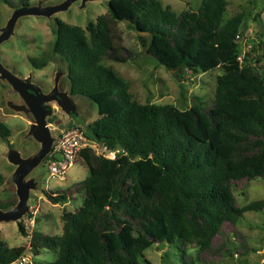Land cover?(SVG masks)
I'll return each mask as SVG.
<instances>
[{"label": "trees", "instance_id": "trees-1", "mask_svg": "<svg viewBox=\"0 0 264 264\" xmlns=\"http://www.w3.org/2000/svg\"><path fill=\"white\" fill-rule=\"evenodd\" d=\"M0 2L16 8L30 0ZM227 4L200 0L196 9L175 12L160 0H107V12L84 27L57 19L51 52L66 65L68 91L97 108L85 135L107 150L123 151L110 159L81 149L88 176L44 191L53 204L80 195L81 205L62 211L60 234L28 230L17 221L28 243L9 246L0 238V264L46 250L55 254L51 261L29 264H140L148 261L144 251L150 246L175 241L182 264H222L226 255L256 251L237 224L248 211H264V197L240 205L237 192L264 179V53L254 58L242 53V14L224 18ZM117 22L178 78L220 68L212 97L195 95L185 108L138 101L130 80L105 64L136 56L122 43ZM29 60L42 68L50 56ZM9 136L0 122V138ZM3 183L0 174V187ZM8 189L2 209L17 201L14 185ZM232 242L238 244L233 249ZM186 246L195 253L187 254Z\"/></svg>", "mask_w": 264, "mask_h": 264}, {"label": "rangeland", "instance_id": "rangeland-1", "mask_svg": "<svg viewBox=\"0 0 264 264\" xmlns=\"http://www.w3.org/2000/svg\"><path fill=\"white\" fill-rule=\"evenodd\" d=\"M62 1L30 0L31 5L41 6L57 4ZM160 1L164 5H169L175 12L185 8L196 9L200 3V0ZM226 1L228 4L224 18L236 13L242 14L239 29L241 34L239 41H242L239 48L242 53L248 52L250 58L264 53V0ZM12 11L13 8L0 2V28L4 26ZM106 12L107 0H87L84 3L82 0H76L68 9L54 14L51 18L36 15L22 16L17 20L10 37L0 44V63L21 78H31L44 90L52 88L55 74L60 72L62 74L59 76V88L69 93L66 82V65L51 52V44L55 40L53 31L56 26L55 18L84 27L89 21L95 22L98 15ZM116 30L121 35L122 43L135 51L136 56L127 62L106 61L105 64L111 66L121 77L130 80V91L134 93L138 101L156 104L172 103L178 108H185L191 104L195 95L206 100L212 97L216 76L221 73L220 68L198 74L187 71L181 78H178L175 76V71L167 70L154 58L144 53L137 42L134 31L128 29L122 22L116 23ZM42 54H49V62L42 68H33L29 59L40 57ZM27 81L30 83L29 79ZM10 89V85L0 79V122L10 130V136L6 141L0 138V174L4 176V183L0 187V199L10 192L8 187L12 184L7 181H11L16 167L7 158L8 149L13 148L19 151L22 157H28L40 147L39 141L32 135H28L31 129L28 114L24 111H14L7 104V101L16 104L22 103L19 95L16 92H9ZM70 96L75 107L73 113L67 114L54 101L50 102L53 107L50 108L49 115H53L60 123L56 126L54 121L48 122L49 127L59 130L68 122H73L75 125H80L86 132L87 123L98 116L96 105L88 99ZM53 109L55 110L53 111ZM88 139L95 142L89 137ZM94 145L93 149L97 154L103 151L97 143ZM88 174V168L79 156L67 169L64 179L49 176L45 159L38 164L28 176H33L37 180L36 189L30 190L28 202L38 208L37 220L28 225L29 230L35 229L49 235L60 234L62 211H74L81 205L82 197L76 195L75 199L53 205L45 197L44 191L64 189L71 183L84 179ZM263 197L264 179L262 178L247 182L245 190L237 192V200L240 205ZM45 212L50 214L49 217L44 216ZM237 226L246 234L249 245L255 247L256 251H250L244 256L226 255L222 264H264V211L246 212ZM0 238L4 239L9 246L28 243V237L19 232L17 222L14 221H0ZM237 245L236 242H232L231 248L233 249ZM181 250L179 241L171 244L166 242L154 244L144 251V256L148 261L140 260V264H182L180 262ZM185 250L187 254L195 253V248L189 246H186ZM30 256L35 261H51L55 254L46 250L35 256L29 254Z\"/></svg>", "mask_w": 264, "mask_h": 264}, {"label": "water", "instance_id": "water-1", "mask_svg": "<svg viewBox=\"0 0 264 264\" xmlns=\"http://www.w3.org/2000/svg\"><path fill=\"white\" fill-rule=\"evenodd\" d=\"M75 1L63 0L57 4L45 6L27 4L13 8L4 26L0 28V44L10 37L20 17L36 15L51 18L54 14L68 9ZM86 1L82 0L83 3ZM38 2L41 3L40 1ZM61 74L60 72L55 74L51 90L44 93L40 87H34L29 83L27 78L17 76L0 63V79L6 81L11 87L9 92H16L22 101L21 104L7 101V104L14 111H24L28 114L31 121V129L28 135L35 137L40 143V147L28 157H22L20 152L13 148L8 149L7 158L16 167L13 171L11 181L7 182L14 185L17 201L9 209L0 208V221L17 222L27 211L30 190L36 189L37 186V180L33 176L28 177L29 173L46 158L59 133L58 129H51L49 127L47 118L51 111L48 109L50 108V102L54 101L67 114L75 112L71 94L66 90L59 89V76ZM53 121L56 126L60 123L57 119Z\"/></svg>", "mask_w": 264, "mask_h": 264}, {"label": "built area", "instance_id": "built-area-1", "mask_svg": "<svg viewBox=\"0 0 264 264\" xmlns=\"http://www.w3.org/2000/svg\"><path fill=\"white\" fill-rule=\"evenodd\" d=\"M260 65H264V60L260 62ZM95 143L97 142H93L88 139L80 125L63 127L59 129V133L56 136L53 146L47 155V172L49 173V176L64 179L67 169L73 165L81 149H93V147H95ZM99 147L102 148L103 151L98 154H103L110 159H114L118 152L123 151L120 149L107 150L105 147ZM37 213L38 208L29 204L28 202L27 211L21 218L25 229L29 230L28 225H31L33 222H35ZM29 263H31V259L26 255L13 262V264Z\"/></svg>", "mask_w": 264, "mask_h": 264}, {"label": "flooded vegetation", "instance_id": "flooded-vegetation-1", "mask_svg": "<svg viewBox=\"0 0 264 264\" xmlns=\"http://www.w3.org/2000/svg\"><path fill=\"white\" fill-rule=\"evenodd\" d=\"M32 4V2H30L29 3V5H31ZM55 20H56V18H55ZM29 79V81H30V83L34 86V87H40L41 89H42V87L38 84V83H35L31 78H28ZM60 89V88H59ZM51 89H46V90H44V89H42V91L44 92V93H47L48 91H50ZM51 107H53V105L52 104H50V108ZM50 108H48V109H50ZM51 110V109H50ZM55 109H53V111H54ZM50 116H53V115H49L48 116V118L47 119H49L50 118ZM55 119V118H54Z\"/></svg>", "mask_w": 264, "mask_h": 264}, {"label": "crops", "instance_id": "crops-1", "mask_svg": "<svg viewBox=\"0 0 264 264\" xmlns=\"http://www.w3.org/2000/svg\"><path fill=\"white\" fill-rule=\"evenodd\" d=\"M57 204H58V203L53 204V205H57ZM45 213H46V214H44V216L49 217L50 214H49L48 212H45ZM26 256L29 257V254H28V255L26 254ZM29 258L31 259V256H30ZM31 260H32V259H31Z\"/></svg>", "mask_w": 264, "mask_h": 264}]
</instances>
